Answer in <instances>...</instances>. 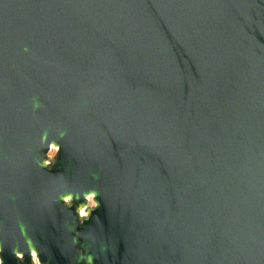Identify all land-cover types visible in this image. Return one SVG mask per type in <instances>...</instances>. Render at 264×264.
<instances>
[{
	"label": "water",
	"instance_id": "95a60500",
	"mask_svg": "<svg viewBox=\"0 0 264 264\" xmlns=\"http://www.w3.org/2000/svg\"><path fill=\"white\" fill-rule=\"evenodd\" d=\"M0 264H264V0H0Z\"/></svg>",
	"mask_w": 264,
	"mask_h": 264
},
{
	"label": "bare ground",
	"instance_id": "6f19581e",
	"mask_svg": "<svg viewBox=\"0 0 264 264\" xmlns=\"http://www.w3.org/2000/svg\"><path fill=\"white\" fill-rule=\"evenodd\" d=\"M53 151H54V149H51V151L49 152V154L52 155L53 154ZM91 198H92V195H89V200H91ZM33 258H34V261H36L35 256H33Z\"/></svg>",
	"mask_w": 264,
	"mask_h": 264
},
{
	"label": "rangeland",
	"instance_id": "374dc122",
	"mask_svg": "<svg viewBox=\"0 0 264 264\" xmlns=\"http://www.w3.org/2000/svg\"><path fill=\"white\" fill-rule=\"evenodd\" d=\"M53 153H54V151H53ZM92 205H93V202L90 200L88 206L90 207Z\"/></svg>",
	"mask_w": 264,
	"mask_h": 264
},
{
	"label": "clouds",
	"instance_id": "9594fccd",
	"mask_svg": "<svg viewBox=\"0 0 264 264\" xmlns=\"http://www.w3.org/2000/svg\"><path fill=\"white\" fill-rule=\"evenodd\" d=\"M81 214L83 215L84 213L82 212Z\"/></svg>",
	"mask_w": 264,
	"mask_h": 264
}]
</instances>
